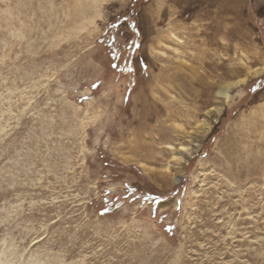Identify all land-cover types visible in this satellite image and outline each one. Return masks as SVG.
Here are the masks:
<instances>
[{"label": "rangeland", "instance_id": "1", "mask_svg": "<svg viewBox=\"0 0 264 264\" xmlns=\"http://www.w3.org/2000/svg\"><path fill=\"white\" fill-rule=\"evenodd\" d=\"M0 264H264V0H0Z\"/></svg>", "mask_w": 264, "mask_h": 264}, {"label": "bare ground", "instance_id": "2", "mask_svg": "<svg viewBox=\"0 0 264 264\" xmlns=\"http://www.w3.org/2000/svg\"><path fill=\"white\" fill-rule=\"evenodd\" d=\"M94 1V0H93ZM85 5V4H84ZM77 7H79V5L77 4ZM89 8V7H88ZM72 11H74V10H72ZM78 13V12H77ZM223 93V92H222ZM224 94V96L226 97V99H229L230 98V95L228 94V93H223ZM185 150H188V149H185ZM184 150V151H185ZM185 153V152H184Z\"/></svg>", "mask_w": 264, "mask_h": 264}]
</instances>
